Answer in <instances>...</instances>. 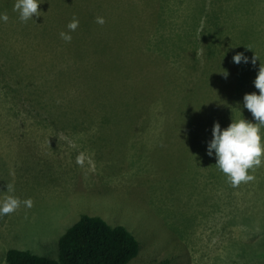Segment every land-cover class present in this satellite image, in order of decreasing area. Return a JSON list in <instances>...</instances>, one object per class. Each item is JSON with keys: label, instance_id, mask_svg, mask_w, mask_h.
<instances>
[{"label": "rangeland", "instance_id": "rangeland-1", "mask_svg": "<svg viewBox=\"0 0 264 264\" xmlns=\"http://www.w3.org/2000/svg\"><path fill=\"white\" fill-rule=\"evenodd\" d=\"M69 1L40 0L20 21L15 0H0V201H20L0 215V264L12 249L56 259L83 215L134 234L129 264H264V164L233 187L207 154L215 122H255L243 96L259 91L264 0ZM63 2L81 5L76 61ZM135 41L147 53L125 61ZM237 52L256 64L233 63Z\"/></svg>", "mask_w": 264, "mask_h": 264}, {"label": "trees", "instance_id": "trees-1", "mask_svg": "<svg viewBox=\"0 0 264 264\" xmlns=\"http://www.w3.org/2000/svg\"><path fill=\"white\" fill-rule=\"evenodd\" d=\"M74 1L77 0H70L68 3ZM68 3L63 2V9L67 10L64 12V14H68L69 11L71 13L75 12L76 16L72 15V19L79 17L78 12L80 11L81 5L79 6V8H69V6L67 5ZM84 28L87 29L88 32H90L89 30H92L89 24H87V26ZM80 30L81 26L78 23L77 28L74 31H70L72 37L69 44L70 53L68 55L69 58L73 59V61L77 60L75 58V50L81 47L82 43H85L88 40V38L85 37ZM97 36L98 37L96 41L101 45V35L97 34ZM136 42L137 41H135L134 48L130 52H127V54L122 56L125 61L127 57L133 56L136 49H138L141 54L146 55L147 50L144 49L146 44H142L141 46H139V44H137ZM109 43L110 42L108 41L107 47L109 46ZM179 43L180 42L174 44L178 46ZM103 46L105 48L106 45L104 44ZM172 46L174 47V45ZM87 48L88 44L83 49L86 51ZM165 51L166 56L169 57L168 51ZM120 62L123 61L120 59L118 62H113L116 64L115 70H112L113 72L125 71V67L121 65ZM103 63H105V61L103 62L100 56L92 58L90 60V69L86 72L88 79H91L93 74L96 73L97 70L101 69V65ZM82 64L83 60L81 56V58L79 59V64L75 70L80 69ZM71 70V67H69L67 70H61L60 73L63 75H67ZM171 70L175 72L173 68H171ZM95 80L99 81L98 79ZM127 83L128 81H126L121 86L118 85V90L123 87L125 88L124 85H126ZM94 86L97 89H101L99 83H96ZM231 94L234 95V93ZM123 123L124 122H120L121 126L124 129L126 125ZM81 133L82 132L75 131L74 133H72V135H80ZM88 147H91L90 142L88 143ZM138 253L139 242L134 234H132L126 227L121 225L112 226L101 217L83 215L78 220V222L71 226L68 231L61 237L59 241V253L56 259L42 257L29 251L12 249L8 251L6 261L7 264H129L135 257H137Z\"/></svg>", "mask_w": 264, "mask_h": 264}, {"label": "clouds", "instance_id": "clouds-1", "mask_svg": "<svg viewBox=\"0 0 264 264\" xmlns=\"http://www.w3.org/2000/svg\"><path fill=\"white\" fill-rule=\"evenodd\" d=\"M40 0H15L13 10L18 13L20 21L33 19V15L38 16V5ZM97 23L103 24L102 17H97ZM6 13L0 12V21H7ZM79 21L73 18L68 24L67 29L74 31ZM60 36L65 41L71 40L70 32H60ZM257 56L251 58L242 52H237L232 56L235 64L251 63L256 64ZM228 76L227 70L223 73ZM253 85L257 92L245 93L243 96V107L252 115L255 122L245 118L232 119L226 127L221 128L219 122H215L212 127V138L207 144V154L215 156L217 168L225 175L227 181L233 186L241 182L253 179L249 169L264 164V64H260L257 75L253 80ZM11 191V186L7 187ZM20 201L14 196H7L0 201V215L14 211ZM23 203L31 207V199H26Z\"/></svg>", "mask_w": 264, "mask_h": 264}, {"label": "bare ground", "instance_id": "bare-ground-1", "mask_svg": "<svg viewBox=\"0 0 264 264\" xmlns=\"http://www.w3.org/2000/svg\"><path fill=\"white\" fill-rule=\"evenodd\" d=\"M165 58V57H164ZM175 129V128H174ZM202 230V229H201ZM208 234V233H207ZM203 235V234H202Z\"/></svg>", "mask_w": 264, "mask_h": 264}]
</instances>
